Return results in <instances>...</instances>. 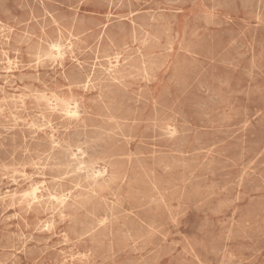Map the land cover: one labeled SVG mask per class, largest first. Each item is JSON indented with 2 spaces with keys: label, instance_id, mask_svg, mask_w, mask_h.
<instances>
[{
  "label": "rangeland",
  "instance_id": "rangeland-1",
  "mask_svg": "<svg viewBox=\"0 0 264 264\" xmlns=\"http://www.w3.org/2000/svg\"><path fill=\"white\" fill-rule=\"evenodd\" d=\"M0 264H264V0H0Z\"/></svg>",
  "mask_w": 264,
  "mask_h": 264
},
{
  "label": "bare ground",
  "instance_id": "bare-ground-1",
  "mask_svg": "<svg viewBox=\"0 0 264 264\" xmlns=\"http://www.w3.org/2000/svg\"><path fill=\"white\" fill-rule=\"evenodd\" d=\"M116 1H117V0H116ZM169 1H170V0H169ZM258 1H259V0H258ZM171 2H172V1H171ZM109 3H110V2H109ZM119 3H120V2H119ZM167 3H168V2H167ZM230 4H231V3H230ZM241 4H242V3H241ZM244 4H245V3H244ZM231 5H232V4H231ZM245 5H246V4H245ZM224 7H225V5H224ZM226 7H229V6L227 5ZM230 7H231V6H230ZM245 7H246V6H245ZM213 8H214V7H213ZM127 9H128V8H127ZM211 9H212V8H211ZM243 9H245V8H243ZM104 19H105V18H104ZM220 25H221V24H220ZM146 27H147V26H146ZM121 30H122V29H121ZM143 32H144V31H143ZM143 32H141V33H143ZM58 35H59V34H58ZM136 40H137V39H136ZM40 41H41V40H40ZM50 43H51V42H50ZM133 44H134V43H133ZM133 44H132V45H133ZM237 45H238V44H237ZM49 46H50V45H49ZM59 47H60V45H59V46H53V48L58 52V55H59V57H60V56H61V54H60V53H61L60 48H62L63 46L60 47V48H59ZM122 47H123V46H122ZM50 48H51V47H50ZM54 49H53V50H54ZM66 49H67V48H66ZM50 51H51V50H49V52H50ZM47 52H48V51H47ZM49 52H48V53H49ZM48 55H49V54H48ZM238 55H239V54H238ZM53 56H54V55H53ZM5 57H6V56H5ZM45 57H47V56H45ZM129 57H130V56H129ZM135 57H136V56H135ZM144 57H146V56H144ZM2 58H3V57H2ZM51 58H52V56H51ZM43 59H44V58H43ZM50 60H51V59H50ZM53 60H54V59H53ZM95 60H96V59H95ZM47 61H48V59H47ZM47 61H46V62H47ZM114 61H115V60H114ZM226 62H227V61H226ZM9 63H10V62H9ZM108 63H109V62H108ZM36 65H37V64H36ZM53 65H54V64H53ZM116 65H117V62H116ZM10 66H11V65H10ZM15 66H16V64H15ZM113 67H115V65H114V66L111 65V66H110V69L108 70V72L112 71ZM80 68H81V67H80ZM106 69H107V68H106ZM7 70H8V69H7ZM103 70H104V69H103ZM108 72H107V73H108ZM91 73H92V71H91ZM105 73H106V72H105ZM144 73H145V72H144ZM145 74H146V73H145ZM62 75H63V74H62ZM112 75H113V74H112ZM3 76H4V75H3ZM1 77H2V76H1ZM145 77H146V75H145ZM143 79H144V78H143ZM37 81H38V80H37ZM9 85H10V84H9ZM85 87H86V86H85ZM93 89H94V88H93ZM206 93H207V92H206ZM33 94H34V93H33ZM138 94H139V93H138ZM18 96H19V95H18ZM22 97H23V96H22ZM43 97H44V96H43ZM137 97H138V96H137ZM23 98H24V97H23ZM25 98H26V97H25ZM11 99H12V98H11ZM4 101H5V100H4ZM14 101H15V100H14ZM58 101H59V100H58ZM62 102H63V101H62ZM49 103H50V102H49ZM54 103H55V102H54ZM60 103H61V102H60ZM64 103H65V102H64ZM52 104H53V103H52ZM73 104H74V103H73ZM75 105H76V103H75ZM64 106H65V105H64ZM73 106H74V105H73ZM103 106H104V105H103ZM203 106H204V105H203ZM14 107H15V106H14ZM65 107H66V106H65ZM49 108H51V107H49ZM70 108H71V106H70ZM68 109H69V108H68ZM68 109H67V111L71 110V109H69V110H68ZM18 110H19V109H18ZM63 110H64V109H63ZM74 110H75V109H74ZM128 110H129V109H128ZM71 111H72V110H71ZM40 112H42V111H40ZM60 112H61V111H60ZM72 112H73V111H72ZM73 113L75 114L76 112H73ZM73 113H72V114L70 113V114L73 116ZM200 113H201V112H200ZM200 113H199V114H200ZM62 114H63V113H62ZM65 114H66V113H65ZM67 114H68V113H67ZM70 114H69V115H70ZM11 115H12V114H11ZM75 115H76V114H75ZM203 115H204V114H203ZM37 116H38V114H37ZM65 116H66V115H65ZM76 116H77V115H76ZM15 117H16V116H15ZM38 117H39V116H38ZM41 117H42V116H41ZM45 119H46V118H45ZM73 120H74V119H73ZM222 120H223V119H222ZM13 121H14V120H13ZM208 122H210V121L208 120ZM221 122H222V121H221ZM31 124H32V123H31ZM44 125H45V124H44ZM44 125H43V126H44ZM49 125H50V124H49ZM33 126H34V125H33ZM38 126H39V125H38ZM40 126H42V125H40ZM43 126H42V127H43ZM2 128H3V127H2ZM33 128H34V127H33ZM62 128H64V126H63ZM67 128H68V127H67ZM3 130H4V128H3ZM7 130H9V129H7ZM113 130H114V129H113ZM173 130H174V129H173ZM173 130H172V131H173ZM12 131H13V130H12ZM49 131H50V130H49ZM65 131H66V130H65ZM74 132H75V131H74ZM162 132H163V131H162ZM33 133H34V132H33ZM33 133H32V134H33ZM76 133H77V132H76ZM80 133H81V132H80ZM163 133H164V132H163ZM166 133H168V132H166ZM114 134H115V133H114ZM50 135H51V134H50ZM74 135H75V134H74ZM106 135H107V134H106ZM181 135H182V134H181ZM183 135H184V134H183ZM84 136H85V135H84ZM84 136H83V137H84ZM102 136H103V134H102ZM163 136H164V134H163ZM165 136H166V135H165ZM168 136H169V135H168ZM171 136H172V135H171ZM184 136H185V135H184ZM74 137H75V136H74ZM107 137H108V136H107ZM182 137H183V136H182ZM23 138H24V137H23ZM102 138H103V137H102ZM180 138H181V136H180ZM62 139H63V138H62ZM169 139H170V137H169ZM169 139H168V140H169ZM31 140H32V139H31ZM100 140H101V139H100ZM184 140H187V138L185 137ZM27 141H28V140H27ZM76 141H77V140H76ZM23 142H24V141H23ZM71 142H72V141H71ZM102 142H103V141H102ZM181 142H183V141H181ZM185 142H186V141H185ZM52 143H53V142H52ZM56 143H57V142H56ZM56 143H55V144H56ZM117 143H118V142H117ZM68 144H70V143H68ZM78 144H79V143H78ZM180 144H182V143H180ZM53 145H54V144H53ZM71 145H72V144H71ZM71 145H70V146H71ZM66 146H67V145H66ZM75 146H76V145H75ZM84 146H86V144H85ZM52 147H53V146H52ZM52 147H51V148H52ZM79 147H80V145H79ZM181 147H182V146H181ZM71 148H72V147H71ZM80 148H81V147H80ZM84 148H85V147H84ZM178 148H179V146H178ZM28 149H29V148H28ZM52 149H53V148H52ZM78 149H79V148H78ZM66 151H67V150H66ZM80 151H81V150H80ZM51 152H52V151H51ZM72 153H73V152H72ZM81 153H82V152H81ZM81 153L78 152V154H81ZM64 154H65V153H64ZM74 154H76V153H74ZM78 154H77V155H78ZM41 156H42V155H41ZM60 156H62V155H60ZM70 156H71V154H70ZM74 156H75V155H74ZM78 156H79V155H78ZM68 157H69V156H68ZM68 157H67V158H68ZM71 157H72V156H71ZM79 157H80V156H79ZM52 158H53V156H52ZM73 158H74V157H73ZM76 158H77V157H76ZM127 158H128V157H127ZM129 158H130V157H129ZM50 159H51V158H50ZM50 159H49V160H50ZM65 159H66V158H65ZM65 159H64V160H65ZM46 160H47V159H46ZM53 160H54V159H53ZM70 160H71V159H70ZM65 161H66V160H65ZM46 162H47V161H46ZM53 162H55V161H53ZM58 162H59V159H58ZM58 162H57V163H58ZM69 162H70V161H69ZM69 162H68V163H69ZM77 162H79V161H77ZM59 163H60V162H59ZM65 163H66V162H65ZM84 163H85V162H84ZM94 163H95V162H94ZM182 163H183V162H182ZM184 163H185V162H184ZM75 164H76V163H75ZM75 164L73 163V164H70V165H75ZM79 164H80V163H79ZM70 165H69V166H70ZM85 165H86V164H85ZM185 165H186V164H185ZM50 166H51V165H50ZM61 166H62V165H61ZM63 166H64V165H63ZM66 166H67V165H66ZM69 166H68V167H69ZM76 166H79V165H76ZM165 166H166V165H165ZM34 167H35V166H34ZM78 168H79V167H78ZM87 168H89V167H87ZM161 168H162V167H161ZM163 168H164V167H163ZM40 169H41V168H40ZM50 169H51V168H50ZM79 169H82V168H79ZM85 169H86V168H85ZM90 169H91V168H90ZM95 169H96V168H95ZM5 170H6V169H5ZM65 170H66V169H65ZM67 170H68V169H67ZM169 170H171V169H168V171H169ZM23 171H24V170H23ZM72 171H73V170H72ZM74 171H75V170H74ZM92 171H93V170H92ZM38 172H39V171H38ZM56 172H57V171H56ZM88 172H89V171H88ZM57 173H58V172H57ZM59 173H62V172H59ZM65 173H66V172H65ZM96 173H97V172H96ZM96 173H95V174H96ZM99 173H100V172H99ZM99 173H98V174H99ZM13 174H14V173H13ZM37 174H38V173H37ZM70 174H71V173H70ZM18 175H19V173H18ZM68 175H69V174H68ZM13 176H14V175H13ZM23 176H24V175H23ZM39 176H40V175H39ZM63 176H64V175H63ZM63 176H62V177H63ZM86 176H87V175H86ZM96 176H97V175H96ZM96 176H95V177H96ZM101 177H102V176H101ZM4 178H5V177H4ZM30 178H31V177H30ZM53 178H54V177H53ZM78 178H79V176H78ZM97 178H98V176H97ZM81 179H83V178H81ZM85 179H86V177L84 178V180H85ZM94 179H95V178H94ZM5 180H6V179H5ZM88 180H89V179H88ZM107 180H108V179H107ZM118 180H119V179H118ZM59 181H60V180H59ZM12 182H13V180H12ZM24 182H25V181H24ZM101 182H102V181H101ZM14 183H15V182H14ZM90 183H92V182H90ZM93 183H95V182H93ZM98 183H99V181H98ZM160 184H161V183H160ZM239 184H240V183H239ZM95 185H96V184H95ZM41 186H42V185H41ZM50 186H51V185H50ZM55 186H56V185H55ZM74 186H75V185H74ZM74 186H73V187H74ZM14 187H15V186H14ZM30 187H31V186H30ZM30 187H29V188H30ZM77 187H78V186H77ZM65 188H66V187H65ZM75 188H76V187H75ZM12 189H13V188H12ZM63 189H64V187H63ZM82 189H83V188H82ZM26 192H27V191H26ZM115 192H116V191H115ZM21 193H23V192H21ZM38 193H39V188H38L37 186H33V187L31 188L30 192H29L28 194H26V195H28L29 197H31L32 200H37V199L39 198ZM63 193H64V192H63ZM63 193H62V194H63ZM68 193H69V192H68ZM79 194H81V193L79 192ZM19 195H20V194H19ZM23 195L25 196V194H23ZM72 196H73V195H72ZM91 196H92V195H91ZM44 197H45V196H44ZM62 197H63V196H62ZM84 197H85V196H84ZM99 197H100V196H99ZM23 198H24V197H23ZM40 198H41V197H40ZM78 198H79V197H78ZM55 199H56V198H55ZM87 199H88V198H87ZM92 199H93V198H90V200H92ZM61 200H62V199H61ZM64 200H66V199H64ZM122 200H123V199H122ZM150 201H151V200H150ZM20 202H21V201H20ZM20 202H19V203H20ZM63 202H65V201H63ZM228 202H229V201H228ZM88 203H89V202H88ZM106 203H107V202H106ZM106 203H105V204H106ZM62 204H63V203H62ZM111 204H112V203H111ZM35 205H36V204H35ZM79 205H80V204H79ZM155 205H156V204H155ZM9 206H10V205H9ZM96 206H97V205H96ZM105 207H106V206H105ZM115 207H117V206H115ZM115 207H114V208H115ZM154 207H156V206H154ZM111 208H112V206H111ZM6 210H7V209H6ZM4 212H5V211H4ZM22 212H23V211H22ZM84 214H85V213H84ZM104 214H105V213H104ZM106 214H107V212H106ZM109 214H110V213H109ZM109 214H108V215H109ZM1 215H2V214H1ZM5 215H6V214H5ZM7 217H8V216H7ZM15 217H16V216H15ZM70 217H71V216H70ZM8 218H9V217H8ZM96 219H97V218H96ZM100 220H101V219H100ZM102 220H103V218H102ZM102 220H101V221H102ZM105 220H107V219H105ZM97 221H98V220H97ZM113 221H115V220H112V222H113ZM99 222H100V221H99ZM109 222H110V221H109ZM86 223H87V222H86ZM95 223H96V221H95ZM103 223H104V222H103ZM96 224H97V223H96ZM47 226H48V225H47ZM94 226H95V225H94ZM50 227H51V225H50ZM43 228H44V227H43ZM124 228H125V227H124ZM49 229H50V228H49ZM124 230H125V229H124ZM123 233H124V232H123ZM125 233H126V232H125ZM128 233H129V232H128ZM126 234H127V233H126ZM126 234H125V235H126ZM129 235H130V234H129ZM22 236H23V235H22ZM54 236H55V235H54ZM80 236H81V235H80ZM121 236H122V235H121ZM135 236H136V235H135ZM103 237H104V236H103ZM122 237H123V236H122ZM12 238H13V237H12ZM123 238H124V237H123ZM123 240H124V239H123ZM101 241H102V240H101ZM36 242H37V241H36ZM134 242H135V241H134ZM23 244H24V243H23ZM50 246H52V245H50ZM2 249H3V248H2ZM11 257H12V256H11ZM130 263H131V262H130Z\"/></svg>",
  "mask_w": 264,
  "mask_h": 264
}]
</instances>
